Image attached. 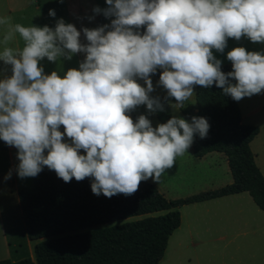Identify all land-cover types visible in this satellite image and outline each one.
<instances>
[{"label": "clouds", "instance_id": "9594fccd", "mask_svg": "<svg viewBox=\"0 0 264 264\" xmlns=\"http://www.w3.org/2000/svg\"><path fill=\"white\" fill-rule=\"evenodd\" d=\"M106 3L103 14L115 19L98 29L84 28L87 44L63 19L53 30L0 18V61L12 66V75L0 80V140L18 150L21 179L36 177L47 167L66 183L93 178V194L108 198L131 196L150 178L159 182L192 146L194 135L205 138L210 125L203 117L189 123L178 115L155 128L145 115L133 121L129 113L140 105L149 113L165 110L159 97L150 96V76L158 69L165 100L174 98L169 107L177 112L193 97L195 85L215 84L235 101L264 91V54L244 47L229 51L233 71L225 74L212 51L223 53L229 38L264 43V0ZM49 15L56 13L50 10ZM144 26L145 33L138 31ZM16 34L22 48L8 46ZM77 53H85L86 59L63 78L57 71L44 74L39 66L45 58L70 60ZM11 176L10 170L4 179Z\"/></svg>", "mask_w": 264, "mask_h": 264}, {"label": "trees", "instance_id": "16d2710c", "mask_svg": "<svg viewBox=\"0 0 264 264\" xmlns=\"http://www.w3.org/2000/svg\"><path fill=\"white\" fill-rule=\"evenodd\" d=\"M225 74L231 64L221 66ZM162 70L153 75L160 79ZM233 84L235 80L231 81ZM159 97L164 111H156L160 123L172 118L165 96ZM184 114L206 118L210 128L205 138L193 139V154L202 159L210 153L224 154L233 182L214 191L186 199L168 200L151 181H142L131 196H97L91 190L93 178L64 182L47 167L35 177L33 191H19V208L25 232L34 245V261L25 258L0 264H159L169 240L182 223L180 209L228 196L247 193L264 212V176L255 162L251 143L259 135L257 126L244 125L237 101L213 84L197 85L196 112ZM8 145L0 140V151ZM142 219L119 225L99 226Z\"/></svg>", "mask_w": 264, "mask_h": 264}, {"label": "rangeland", "instance_id": "374dc122", "mask_svg": "<svg viewBox=\"0 0 264 264\" xmlns=\"http://www.w3.org/2000/svg\"><path fill=\"white\" fill-rule=\"evenodd\" d=\"M108 7L106 0H0V15L13 16V24L20 23L26 27L31 25L48 26L53 30L57 22L63 19L66 24L74 25L81 32V43L87 44L88 41L83 33L84 28L98 29L104 25H111V21L115 19V17H105L103 14V10ZM96 8H100L101 12L97 13ZM50 10L55 11V17L49 15ZM0 30L4 32V27L0 26ZM138 31L145 33L146 26ZM16 36L23 47V40L19 34ZM237 47H244L248 52L264 54V43H253L247 37H241L239 41L229 38L223 53L217 52L215 49L212 51L216 59L222 61L221 66L232 65V62L227 59V53ZM85 59V53H77L72 55L70 60L49 61L50 63L47 61L43 65L44 67L46 65L45 69L49 70H45L44 74L50 75L51 72L57 71L63 78L69 69L78 70L80 63ZM55 67L57 68L54 69ZM150 78L154 87L150 96L167 97V90L159 85V78L153 74ZM137 82L142 87H147L144 80L138 79ZM196 87L197 85L194 86L193 97L185 101L182 109L177 112L171 108L173 116L178 115L191 123L184 112H196ZM167 100L171 104L176 103L174 98ZM237 103L244 125L262 122L264 91L252 97H244ZM129 115L134 122L140 115L147 116L154 128L162 124L156 118L155 112L149 113L146 105L138 106ZM60 131L64 132L63 126ZM65 142L70 143L66 136ZM259 146V150L257 149L259 157L255 158V162L261 173L264 174V144ZM192 149L191 146L183 156H178L174 166L165 170L159 182L149 179L168 200L186 199L203 192L218 190L232 183L229 166L223 154L214 153L206 160L197 162ZM80 154L86 155L83 150ZM45 155H47V150ZM18 161L15 176L12 173L11 179L7 181L4 177L8 175L10 169L6 162L0 164V173L3 177L2 183L0 182V214L5 225L11 230L17 228L21 221L14 191L16 186L24 191L35 189V177L19 178L16 172L20 163ZM261 217L264 219V212L254 204L248 194L219 199L197 206L182 207L181 226L171 236L165 256L159 264H264V222ZM142 218L143 216L132 217L124 221L102 225L99 228L133 222ZM11 230L10 234L13 232ZM24 252L21 251V255L14 254L12 258L27 256Z\"/></svg>", "mask_w": 264, "mask_h": 264}, {"label": "crops", "instance_id": "0c3cea01", "mask_svg": "<svg viewBox=\"0 0 264 264\" xmlns=\"http://www.w3.org/2000/svg\"><path fill=\"white\" fill-rule=\"evenodd\" d=\"M2 17H5V16L0 15V18H2ZM6 17H10L11 22L14 21L13 16L7 15ZM45 22H47L46 19H45ZM3 34H4V32L2 30H0V41H2V39H3ZM8 46L13 47V48H22L20 41H19V38L17 36H15L14 40L11 41ZM3 48H4V45L2 43H0V52L3 51ZM60 60L66 61L67 59L64 57H61L58 61H60ZM47 61H48L47 58L40 61L39 66L44 68V73L46 72L45 70H49V69H45L46 65H45V67L43 65V63L46 64ZM56 68L57 67H55L54 69H56ZM11 75H12V66L11 65H5L3 61H0V80H3L6 77H10ZM242 122L244 124L243 120H242ZM246 125L257 126L260 128L259 135L251 143V150H252L253 154L255 155V158L258 159V157H259L258 150L260 147L259 145L264 144V117L262 119V122H257V123L255 122V123L246 124ZM214 153H210L202 159H197L195 157L194 158H195V160H197V162H202L203 160H206L207 158L211 157L212 154H214ZM17 154H18V150L14 146H8L6 151H0V164H2L3 162H6L7 166L12 171L14 176H15L16 163L18 161ZM218 154H221V153H218ZM193 156H194V154H193ZM226 161H227V159H226ZM18 163H19V161H18ZM1 175L2 174L0 173V182L2 183L3 177ZM232 182H233V178H232ZM20 190L21 189L19 188V186H16V188L14 190L15 196L17 199V206H18V210H19V215H20L19 217L21 220L18 227L13 228L12 230L9 229L5 225V223L3 221V217L0 214V261L5 260V259H7V260L9 259L12 262H16V261H19V260H22L25 258H30L32 261H34V245H35V243L30 241L26 235L25 226H24V223L22 221L21 210L19 208V191ZM243 194H247V193H243ZM243 194H238V195H233V196H239V195H243ZM233 196H228V197H224V198H229V197H233ZM224 198H220V199H224ZM216 200H219V199H216ZM211 201H215V200H211ZM211 201H207V202H203V203H199V204H193V205H189V206H197V205L205 204V203H208ZM180 211H181V209H180ZM261 220L264 222V219H262V217H261ZM10 230L13 231L11 234H10ZM21 251H23V252L25 251L24 254L26 253L27 256H20V258H12L14 254L18 255V254H20Z\"/></svg>", "mask_w": 264, "mask_h": 264}]
</instances>
